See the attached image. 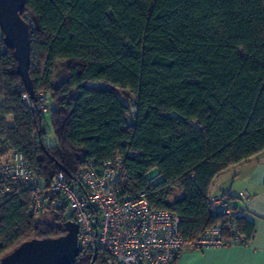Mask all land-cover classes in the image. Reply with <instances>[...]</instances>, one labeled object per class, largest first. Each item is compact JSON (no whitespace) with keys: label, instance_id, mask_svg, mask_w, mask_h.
I'll return each instance as SVG.
<instances>
[{"label":"trees","instance_id":"obj_1","mask_svg":"<svg viewBox=\"0 0 264 264\" xmlns=\"http://www.w3.org/2000/svg\"><path fill=\"white\" fill-rule=\"evenodd\" d=\"M21 16L33 89L52 111L22 101L1 40L0 155L22 153L45 189L57 174L78 183L88 161L120 159L122 193L143 192L176 214L183 246L224 225L209 211L214 180L264 152V0H25ZM173 188L182 193L169 200ZM56 198L47 192L44 210ZM31 200L12 182L0 197V258L25 240L65 234L73 221L66 204L39 221ZM237 226L249 241L253 223ZM104 258L98 249L94 264ZM91 259L80 250L73 264Z\"/></svg>","mask_w":264,"mask_h":264},{"label":"built area","instance_id":"obj_2","mask_svg":"<svg viewBox=\"0 0 264 264\" xmlns=\"http://www.w3.org/2000/svg\"><path fill=\"white\" fill-rule=\"evenodd\" d=\"M2 38L0 30V41ZM21 99L29 108L43 113L52 111V103L44 93H39L35 102L27 93L22 94ZM125 175L120 159L101 165L91 160L83 168L78 183H69L62 174H57L45 189L37 171L22 153L12 151L0 169V197L8 192L10 182L18 183L31 191L30 211L37 215L44 209L46 193L57 195L51 208L66 204L68 214L78 226L79 249L92 254L100 249L105 256L104 264H172L184 244L178 216L153 208L143 192L122 193L119 183ZM241 197L247 201L251 195L244 190ZM209 211L223 216L225 223L206 230L192 244L194 248L249 242L237 226V220L246 216L243 206L234 204L222 194H213L209 199Z\"/></svg>","mask_w":264,"mask_h":264},{"label":"crops","instance_id":"obj_3","mask_svg":"<svg viewBox=\"0 0 264 264\" xmlns=\"http://www.w3.org/2000/svg\"><path fill=\"white\" fill-rule=\"evenodd\" d=\"M11 152L8 150L2 155L0 162L7 160ZM215 180L216 187L211 194L226 193L234 204L243 206L245 220L254 225L253 235L246 245L205 249L184 245L173 264H264V152L230 166ZM244 190L251 195L247 201L241 197ZM181 193L178 191L176 198Z\"/></svg>","mask_w":264,"mask_h":264},{"label":"water","instance_id":"obj_4","mask_svg":"<svg viewBox=\"0 0 264 264\" xmlns=\"http://www.w3.org/2000/svg\"><path fill=\"white\" fill-rule=\"evenodd\" d=\"M25 0H0V30L3 43L12 50L18 75L30 100L36 101L30 68V26L21 16ZM40 112V110H38ZM64 171V169H62ZM67 232L56 237L31 238L0 258V264H73L79 254L78 226L67 223ZM97 251L92 254L94 264Z\"/></svg>","mask_w":264,"mask_h":264},{"label":"rangeland","instance_id":"obj_5","mask_svg":"<svg viewBox=\"0 0 264 264\" xmlns=\"http://www.w3.org/2000/svg\"><path fill=\"white\" fill-rule=\"evenodd\" d=\"M91 84H93L95 86H99V87L104 86L101 83L100 84L99 83H91ZM132 110H133V108H132ZM8 121L11 122L10 119H8ZM45 123H46L47 126H49L48 114L45 115ZM0 153H1V148H0ZM0 157H1V155H0ZM5 161L6 160H3V161L0 162V169H1V166L4 164ZM155 173H156L155 171H151L149 173V176H151V177L152 176H155ZM216 181L217 180H214L213 186L211 187V190H214L215 189V187H216L215 186ZM178 191H180L178 188H173V190H172V192H171V194H170V196H169L168 199L169 200H174V198L177 197ZM51 211H53L52 208H49L47 210H44L43 209L39 214L36 215V219L39 220V221H53V218H54L53 216L54 215H53V213Z\"/></svg>","mask_w":264,"mask_h":264}]
</instances>
